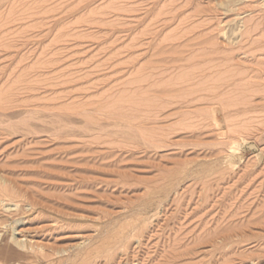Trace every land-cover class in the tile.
<instances>
[{"label": "rangeland", "instance_id": "rangeland-1", "mask_svg": "<svg viewBox=\"0 0 264 264\" xmlns=\"http://www.w3.org/2000/svg\"><path fill=\"white\" fill-rule=\"evenodd\" d=\"M1 220V264H264V0H0Z\"/></svg>", "mask_w": 264, "mask_h": 264}, {"label": "bare ground", "instance_id": "bare-ground-1", "mask_svg": "<svg viewBox=\"0 0 264 264\" xmlns=\"http://www.w3.org/2000/svg\"><path fill=\"white\" fill-rule=\"evenodd\" d=\"M238 150H239V149H238ZM5 219H6V218H5ZM15 219H16V218H15ZM7 220H8V218H7ZM20 220H21V219H20ZM12 221H13V220H12ZM18 221H19V220L15 221L14 223L17 222V225H18V223L20 222V221H19V222H18ZM3 222H4V221H2V220L0 221V228H2V227L6 228L7 225L5 226V224H4ZM6 224H7V221H6ZM7 227H8V226H7ZM9 227H10V228H9ZM9 227H8V228H9V233H8V234H9V236L11 237L10 240H14V241H10V243L15 242L16 245H18V246H23V247H24V245H23V243H22V240L19 241L18 239H16V232H17V228H16V227H17V226L15 227L13 223H10ZM0 232H1V231H0ZM2 233H3V232H2ZM2 233H1V234H2ZM1 234H0V235H1ZM2 239H3V238H2ZM8 239H9V238H8ZM4 240H6V239H4ZM2 244H3V243H2ZM5 244H6V243H5ZM25 246H26V245H25ZM0 247H1V246H0ZM9 247H11V245H10ZM23 247H22V248H23ZM28 247H29V246H28ZM31 247H32V246H31ZM1 248H2V247H1ZM5 248H6V245H5ZM12 248H13V247L8 248V250H10V249H12ZM19 248H20V247H19ZM29 248H30V247H29ZM35 248H36V247H35ZM3 249H4V247H3ZM3 249L1 250L2 252L5 250V249H4V250H3ZM23 249H24V248H23ZM14 250H16V249L14 248ZM14 250H12V251H14ZM25 250H27V249H25ZM30 250H32V251L34 252L36 249H34V248L32 247V248H30ZM12 251L9 252V257H10L11 255H15V258H16V255H17V254H15V253L12 252ZM22 251H23V250H22ZM6 252H8V251L6 250ZM11 252L14 253V254H12ZM18 252H19V251H18ZM86 252H87V250H86ZM88 252H89V250H88ZM90 252H91V250H90ZM90 252H89V253H90ZM30 253H31V252H30ZM30 253H29V254H30ZM0 254H1V253H0ZM4 254H6V253H4ZM29 254H28V255H29ZM36 254H37V256H38V252H37V251H36ZM85 254H86V253H85ZM85 254H84V255H85ZM21 255H22V254H20V257H21ZM86 256H88V255H86ZM89 256H90V255H89ZM7 257H8V254H7ZM9 257H8V258H9ZM34 257H35V256H34ZM41 257H42V256H41ZM44 257H45V256H44ZM25 258H26V257H25ZM36 258H37V257H36ZM38 258H40V253H39V257H38ZM85 258H86V257H85ZM87 258H89V257H87ZM40 259H42V258H40ZM45 259L47 260V258H45ZM78 259H79V258H78ZM90 259H91V258H90ZM1 260H2V259H1ZM9 260H10V259H9ZM25 260H26V259H25ZM37 260H38V259H37ZM79 260H80V259H79ZM87 260H88V259H87ZM11 261H12V260H11ZM17 261H18V260H17ZM32 261H33V260H30V262H28V263H31ZM40 261H41V260H40ZM3 262H4V261H3ZM5 263H6V262H5ZM20 263H21V262H20ZM25 263H26V262H25ZM33 263H34V262H33ZM88 263H89V262H88ZM0 264H1V262H0ZM61 264H62V263H61ZM86 264H87V263H86Z\"/></svg>", "mask_w": 264, "mask_h": 264}]
</instances>
